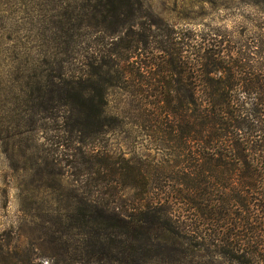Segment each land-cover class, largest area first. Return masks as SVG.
I'll use <instances>...</instances> for the list:
<instances>
[{"label": "trees", "instance_id": "1", "mask_svg": "<svg viewBox=\"0 0 264 264\" xmlns=\"http://www.w3.org/2000/svg\"><path fill=\"white\" fill-rule=\"evenodd\" d=\"M129 5L85 0L90 21L58 20L67 47L81 25L101 26L108 40L82 54L85 69L57 60L35 85L48 116L65 108L47 147V188L65 204L64 212L47 205V240L60 253L53 264H264V20L243 33L194 31L186 54L172 31L161 40L159 101L178 115L166 131L178 141H171L175 158L156 164L116 157L94 141L110 132L113 78L141 84L139 68L126 70L122 61L153 40L119 29L111 37ZM128 188L137 189L130 198ZM30 250L21 254L11 231H0V264H41Z\"/></svg>", "mask_w": 264, "mask_h": 264}, {"label": "rangeland", "instance_id": "2", "mask_svg": "<svg viewBox=\"0 0 264 264\" xmlns=\"http://www.w3.org/2000/svg\"><path fill=\"white\" fill-rule=\"evenodd\" d=\"M84 1L0 0V231L10 230L11 247L21 254L30 247L41 264H53L60 254L47 240V205L62 212L65 205L58 191L47 188V147L66 118L62 106L47 115L46 96L36 102L35 85L57 69V60L73 72L85 69L82 54L92 52L91 44L108 40L101 26L81 25L76 31L86 42L78 39L67 47L58 20L90 21L82 16ZM125 9L111 37L119 29L117 33L138 31L135 37L150 32L153 40L140 42L136 56L122 61L126 70L139 68L141 84L113 78L106 124L110 132L94 141L116 157L162 163L175 158L171 141L178 140L166 131L177 127L178 115L159 101L165 70L157 46L172 31L186 54L194 31L253 30L264 20V0H130ZM132 36L124 40L132 42ZM136 190L128 188L125 195L130 198ZM41 220L46 223L38 225Z\"/></svg>", "mask_w": 264, "mask_h": 264}]
</instances>
